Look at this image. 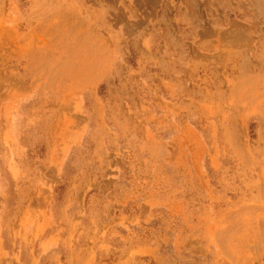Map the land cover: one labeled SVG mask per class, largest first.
<instances>
[{
    "label": "rangeland",
    "instance_id": "1",
    "mask_svg": "<svg viewBox=\"0 0 264 264\" xmlns=\"http://www.w3.org/2000/svg\"><path fill=\"white\" fill-rule=\"evenodd\" d=\"M0 264H264V0H0Z\"/></svg>",
    "mask_w": 264,
    "mask_h": 264
}]
</instances>
